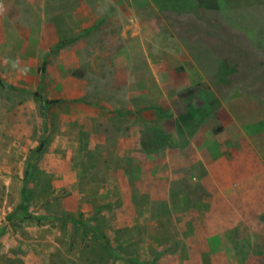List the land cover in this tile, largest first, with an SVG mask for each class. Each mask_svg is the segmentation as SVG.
I'll return each instance as SVG.
<instances>
[{
    "label": "rangeland",
    "instance_id": "obj_1",
    "mask_svg": "<svg viewBox=\"0 0 264 264\" xmlns=\"http://www.w3.org/2000/svg\"><path fill=\"white\" fill-rule=\"evenodd\" d=\"M157 63L264 142V0H0V264L204 261L124 156Z\"/></svg>",
    "mask_w": 264,
    "mask_h": 264
},
{
    "label": "crops",
    "instance_id": "obj_2",
    "mask_svg": "<svg viewBox=\"0 0 264 264\" xmlns=\"http://www.w3.org/2000/svg\"><path fill=\"white\" fill-rule=\"evenodd\" d=\"M156 65L155 83L129 90L138 102L124 105L133 126L124 156L139 168L140 189L150 201L160 191L188 194L178 213L205 224L183 234L189 252L205 256L201 264H264V142L227 104L192 102L188 70Z\"/></svg>",
    "mask_w": 264,
    "mask_h": 264
}]
</instances>
